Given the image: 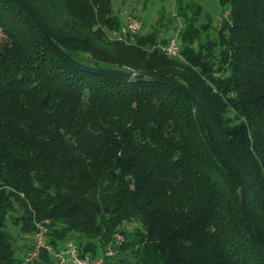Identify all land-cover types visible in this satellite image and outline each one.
Here are the masks:
<instances>
[{"label":"trees","instance_id":"obj_1","mask_svg":"<svg viewBox=\"0 0 264 264\" xmlns=\"http://www.w3.org/2000/svg\"><path fill=\"white\" fill-rule=\"evenodd\" d=\"M137 1L161 4L159 26L119 38L115 0H0V264H60L69 241L90 259L111 244L113 264H264L190 96L145 79L194 92L264 243V0H211L218 17L205 0ZM22 4L78 62L138 76L71 64ZM173 37L177 57L159 48ZM39 224L52 251L28 262Z\"/></svg>","mask_w":264,"mask_h":264},{"label":"built area","instance_id":"obj_2","mask_svg":"<svg viewBox=\"0 0 264 264\" xmlns=\"http://www.w3.org/2000/svg\"><path fill=\"white\" fill-rule=\"evenodd\" d=\"M141 28L142 22L139 17L135 14H131L126 18L125 24L119 31H117V33H115V35L122 38L124 35L139 32ZM159 48L169 56L177 57L181 55V46L177 37L171 38L166 44H160ZM46 232V226L39 224L38 230L34 236V247L26 256V261L30 262L35 258H38L40 251L44 248L52 251V247L47 242ZM122 240L123 237L117 235L116 244H120ZM54 254L59 259L60 264H113V262H107L105 258L107 256H115L117 250L110 244L104 254L96 259H90L89 257H82L78 246L74 242L69 241L61 250L54 252Z\"/></svg>","mask_w":264,"mask_h":264},{"label":"water","instance_id":"obj_3","mask_svg":"<svg viewBox=\"0 0 264 264\" xmlns=\"http://www.w3.org/2000/svg\"><path fill=\"white\" fill-rule=\"evenodd\" d=\"M23 5V4H22ZM23 7L25 8V10L32 16V18L36 21V23L38 24L39 28L41 29V31L44 33V35L47 37V39L50 41V43L54 46V48L60 53V55L65 58L68 62H70L71 64L89 70V71H93V72H97L100 74H104V75H108V76H112V77H116V78H121L127 81H131L134 80L135 77L138 76V74L136 72H122V71H117V70H109V69H103V68H94V67H90L87 65H84L80 62H78L76 59H74L72 56H70L68 53H66L62 48H60L51 38V36L49 35V33L47 32L46 28L43 26V24L40 22V20L32 13V11L27 8L26 6L23 5ZM145 79L147 80H156L159 82H164V83H169L172 84L182 90H184L188 96H190L192 103H193V107H194V115L196 118V121L198 123V126L200 128V131L205 139V141L208 143V145L211 147V149L213 150V152L220 158V160L225 164V166L230 170V172L234 175V177L236 178V181L239 185V189H240V203H241V212H242V218L245 224V227L249 233V235L259 244L264 248V243L258 239V237L253 233V231L250 228L248 219H247V215H246V209H245V204H244V195H243V189L240 186V179L238 178V176L236 175V173L234 172L233 168L228 164V162L219 154V152L216 150V148L212 145L206 130L203 126V123L201 121L200 115H199V111H198V100L196 98V95L194 94V92L185 84L177 81V80H172V79H168V78H163V77H150V76H146Z\"/></svg>","mask_w":264,"mask_h":264},{"label":"rangeland","instance_id":"obj_4","mask_svg":"<svg viewBox=\"0 0 264 264\" xmlns=\"http://www.w3.org/2000/svg\"><path fill=\"white\" fill-rule=\"evenodd\" d=\"M196 1H199V0H196ZM204 3L206 5L208 4L210 7L212 6L209 9L210 12L212 13V15H215L216 17H218V14H219L218 9H217L218 6H216V4H214L211 0H205ZM145 5L146 4L143 1L115 0V8L119 12L122 23L125 24L126 18L129 15L135 14L139 17V19L142 22V28L139 32L142 31L143 33H147L149 31H151L153 28L155 29L157 26H159L158 21L161 18V14H162V12H161L162 6L157 1H154L152 3H148L146 6ZM175 8H176L175 4H172V3L166 4L167 14H172L173 16H175L176 20H181V23H182V19L177 18L178 16L176 15ZM167 28H168V26H167ZM139 32H137V33H139ZM165 33L167 34V36L171 35V31H169V30L167 31V29H166ZM35 234H36V231L33 234H31L30 237H27V235L26 236L23 235V236H25V239H24L25 245L31 246L34 243ZM17 239L19 240V244H21L23 239L20 236H17ZM25 250H27V247H25V246L22 247V251H25Z\"/></svg>","mask_w":264,"mask_h":264}]
</instances>
